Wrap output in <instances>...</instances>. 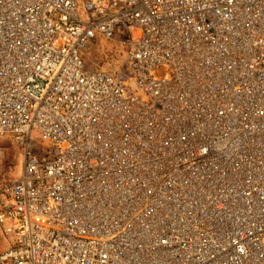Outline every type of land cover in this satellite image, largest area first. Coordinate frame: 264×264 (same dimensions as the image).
Here are the masks:
<instances>
[{"label": "built area", "instance_id": "1", "mask_svg": "<svg viewBox=\"0 0 264 264\" xmlns=\"http://www.w3.org/2000/svg\"><path fill=\"white\" fill-rule=\"evenodd\" d=\"M6 135L0 264H264V0H0Z\"/></svg>", "mask_w": 264, "mask_h": 264}, {"label": "rangeland", "instance_id": "2", "mask_svg": "<svg viewBox=\"0 0 264 264\" xmlns=\"http://www.w3.org/2000/svg\"><path fill=\"white\" fill-rule=\"evenodd\" d=\"M82 57L86 69H101L112 74L124 67L127 49L118 41L96 38L82 50ZM32 143L35 151H45L48 148V142L43 140L37 130L32 133ZM21 159V149L14 139L11 136L0 137V185L16 179ZM9 241V237L4 235L0 227V253L7 248Z\"/></svg>", "mask_w": 264, "mask_h": 264}, {"label": "bare ground", "instance_id": "3", "mask_svg": "<svg viewBox=\"0 0 264 264\" xmlns=\"http://www.w3.org/2000/svg\"><path fill=\"white\" fill-rule=\"evenodd\" d=\"M6 136H8V135H6ZM1 137H4V136H1ZM21 162H22V159H21ZM19 173H20V171H19ZM19 173H18V175H19Z\"/></svg>", "mask_w": 264, "mask_h": 264}]
</instances>
